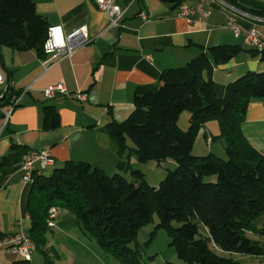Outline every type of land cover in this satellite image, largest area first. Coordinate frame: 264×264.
<instances>
[{"label": "trees", "instance_id": "obj_1", "mask_svg": "<svg viewBox=\"0 0 264 264\" xmlns=\"http://www.w3.org/2000/svg\"><path fill=\"white\" fill-rule=\"evenodd\" d=\"M162 1L179 6L191 0ZM222 1L264 18V1ZM48 28L34 0H0V49H34L45 55ZM240 49L234 44L212 45L184 65L163 69L158 83L134 88L130 115L107 123L119 171L109 175L88 162L67 161L48 175L35 173L27 199L30 225L25 228L35 250L42 240L45 243L48 208L56 206L59 217L72 214L100 247L124 264H141L137 247L130 244L153 211L159 218L156 226L167 231L176 254L188 264H252L235 259L234 253L264 260V229L254 223L264 213V152L241 131L248 103L264 98V71L241 74L224 84L219 96L211 76L213 64L227 62ZM260 53L264 59V50ZM0 93V107L13 97H19V105L21 91L10 84ZM184 111L190 116L182 129L178 121ZM210 120L218 122L216 137L225 141V158L191 152L199 130ZM58 123L56 108L43 106V127L53 129ZM132 155L141 162L172 159L175 168L166 170L155 187L140 169L131 167ZM127 171L131 180L122 174ZM198 223L207 229V236L199 233ZM16 263L29 264L23 259Z\"/></svg>", "mask_w": 264, "mask_h": 264}, {"label": "crops", "instance_id": "obj_2", "mask_svg": "<svg viewBox=\"0 0 264 264\" xmlns=\"http://www.w3.org/2000/svg\"><path fill=\"white\" fill-rule=\"evenodd\" d=\"M34 2L48 27L60 26L64 36L85 27L92 40L70 56L46 65L42 64L46 54L39 56L34 49L16 50L7 46L0 49V76L4 85L23 91L19 105L5 125L0 114V236L14 233L19 220L25 228L30 225L27 199L31 185L21 182V163L28 150L44 149L50 153L53 162L43 174L46 169L52 172L67 161H85L106 173H115L119 171V155L107 123L120 122L130 115L137 85L158 83L163 69L184 65L201 51L218 44L241 48L227 62L212 66L218 96L224 84L241 74L264 71L261 53L250 51L241 35L235 37L223 27L232 15L242 27H255L264 36V18L222 0H205L210 15L204 22H188L177 14L178 6L162 0H116L124 13L115 25L110 24L108 15L97 8L94 0ZM141 12L149 19L142 20ZM58 83L64 85L67 94L55 93L49 98L42 94L44 88ZM78 93L85 95V99L77 97ZM45 105H53L58 112L59 123L53 129L43 127ZM189 116L188 112L181 113L178 123L182 129L188 126ZM241 131L249 143L264 152V98L248 103ZM218 134V122L210 120L197 136L207 146L210 137L212 146ZM254 223L264 229V213ZM248 234L256 235L250 231ZM17 256L20 258L16 253L0 250V264H20L16 262L22 258L18 260ZM231 256L238 260H263L238 253ZM32 259L31 256L29 264Z\"/></svg>", "mask_w": 264, "mask_h": 264}, {"label": "rangeland", "instance_id": "obj_3", "mask_svg": "<svg viewBox=\"0 0 264 264\" xmlns=\"http://www.w3.org/2000/svg\"><path fill=\"white\" fill-rule=\"evenodd\" d=\"M197 138L198 136L191 150L192 154L203 155L204 153L208 154L211 152L225 158V151L222 148V145L225 143L223 138L215 137L212 146L209 144L207 146ZM130 160L131 167L140 169L146 181L155 187L164 178L166 170L175 168V163L172 159H167L161 163L152 159L141 162L132 155ZM123 161H127L126 157L123 158ZM50 173L49 170H45V174L48 175ZM108 174L111 175L112 172H108ZM122 174L128 180L132 179L129 172ZM158 222V215L156 211H153L149 221L141 226L138 231L136 240L130 244L134 248L135 246L137 247L141 264H188L176 254L174 246L170 244L171 239L167 231L163 227L156 226ZM198 225L199 233L207 236V229L201 223H198ZM42 238L45 243L42 240L38 248L33 251L32 264H50L49 261H53L54 264H124L120 257L100 247L96 243L94 236L84 231L82 225L69 212L64 213L56 219L54 227L45 228V234ZM210 245L211 248H214L212 244ZM215 250L219 251L218 249ZM42 251L46 253L44 254ZM245 255L258 257L255 255ZM20 259L21 257H18V260ZM239 261L252 264L264 262L262 259L252 260L248 258Z\"/></svg>", "mask_w": 264, "mask_h": 264}, {"label": "built area", "instance_id": "obj_4", "mask_svg": "<svg viewBox=\"0 0 264 264\" xmlns=\"http://www.w3.org/2000/svg\"><path fill=\"white\" fill-rule=\"evenodd\" d=\"M98 9L104 11L108 17L110 24L115 25L122 18L124 8L116 3V0H94ZM177 14L188 22L201 21L204 22L210 15V9L207 7L205 0H196L195 2H184L178 6ZM142 20H148L149 16L145 12L140 13ZM223 27L230 30L235 37L241 35L244 42L257 51L264 50V36L255 27L244 28L237 19L230 15L227 17ZM91 36L87 28L80 27L72 30L69 34L63 35L60 26H50L48 35L43 45L44 53L48 57L43 60L42 64L46 65L49 61L68 57L81 46L91 42ZM3 87V81L0 76V89ZM22 93V92H21ZM55 93L67 94L63 84H53L42 90V94L49 98ZM69 95V94H68ZM81 99H85L83 94H75ZM2 94L0 93V97ZM19 97L11 98L8 107H0V114L5 125L11 116L15 106H17ZM207 143H211V138H207ZM53 162L50 153L44 149L28 150L23 156L21 163V182L23 184H31L33 175L41 173L45 167ZM60 209L56 206H50L47 211L46 223L49 227L55 226V220L60 215ZM0 250H8L18 254L24 261H31L35 244L26 232L22 220L16 225V231L12 234L0 236Z\"/></svg>", "mask_w": 264, "mask_h": 264}, {"label": "bare ground", "instance_id": "obj_5", "mask_svg": "<svg viewBox=\"0 0 264 264\" xmlns=\"http://www.w3.org/2000/svg\"><path fill=\"white\" fill-rule=\"evenodd\" d=\"M46 56L48 57V55L46 54ZM6 87V85H4V83H3V87L2 88H5ZM22 93H23V91H21ZM21 93V94H22ZM31 185V184H30Z\"/></svg>", "mask_w": 264, "mask_h": 264}]
</instances>
